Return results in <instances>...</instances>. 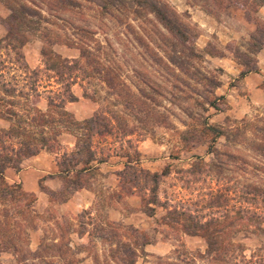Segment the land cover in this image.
I'll return each mask as SVG.
<instances>
[{
	"label": "rangeland",
	"instance_id": "1",
	"mask_svg": "<svg viewBox=\"0 0 264 264\" xmlns=\"http://www.w3.org/2000/svg\"><path fill=\"white\" fill-rule=\"evenodd\" d=\"M9 1L0 0V81L13 91L0 92V131L17 125L42 134L48 142H38V155L71 172L67 179H49L42 170L35 193L36 181L26 172L36 155L13 156L4 179L15 188L0 190V213L12 220L20 252L1 254L0 264H219L208 255L206 238L189 234L197 220L213 219L222 222L236 259L229 264H264V158L256 152L264 145V106L235 119L218 92L222 80L237 83L224 77L222 59L242 71H258L264 61V47L257 53L250 41L264 40L260 0H156L189 31L182 46L139 0H127L126 10H102L93 0L68 11L16 0L49 18L47 32L62 37L49 43L44 32L28 31L16 48L5 41ZM193 49L200 59L189 57ZM54 64L58 70H48ZM98 114L114 130L94 139L98 157L109 159L111 169L93 163L78 176L84 165L72 152L85 138L80 123ZM32 140L6 141L25 152ZM136 159L141 169L167 173L158 185L160 204H150L151 184L135 187L118 175ZM18 172L26 175L13 180ZM178 215L176 222L172 216ZM37 251L43 259L34 258Z\"/></svg>",
	"mask_w": 264,
	"mask_h": 264
},
{
	"label": "trees",
	"instance_id": "2",
	"mask_svg": "<svg viewBox=\"0 0 264 264\" xmlns=\"http://www.w3.org/2000/svg\"><path fill=\"white\" fill-rule=\"evenodd\" d=\"M43 2L46 6L49 7V9L52 8V10L60 9L64 11L72 10L74 8L80 7L82 2L86 3H92L93 0H40ZM135 3V2H134ZM9 10L11 11V20L8 23L9 26V32L7 37L5 38V41L8 43V45H13L14 48L17 47L16 44L23 43L24 35L29 31L31 33H38V32H44L45 40H47L49 43H51V39H53V42H60L62 40V37L59 33H54L52 30L49 29L47 32L46 26H44V23H53L49 18L44 17L41 12L38 10H35L32 8L31 5H27L25 2L18 3L16 0H10L8 2ZM96 4L101 7L102 10H109L112 8H115L116 10H126L128 9L127 5L131 4V2L127 0H96ZM138 6L149 8L151 13H154L158 22L163 24L169 31L170 34H173L175 37H177L178 42L177 45L180 44L185 45L189 42V36L187 31V28L185 27L184 23H182L177 16L176 12L171 9V7L168 4H163L160 6L156 0L149 2L148 0H139L136 3ZM260 4L264 5V0H260ZM260 5V6H261ZM18 6V7H17ZM57 6V7H56ZM35 19V21L33 20ZM33 20V21H32ZM85 34L88 33V30L80 29ZM51 35V36H50ZM84 36V35H83ZM262 38V37H261ZM263 40V38H262ZM260 40L259 37L251 36L250 41L254 42L253 47L255 48L254 51H257V53L264 47V40ZM3 42V41H2ZM256 46H258L256 48ZM87 47V46H86ZM83 54V58L87 59L88 51L85 50L84 46H81ZM44 56L46 54L44 53ZM220 56L225 57L226 55L221 54ZM190 58L193 59H200L202 56L196 52H194V49L191 50V54L189 55ZM178 59V58H177ZM177 59L175 57H172L171 62L175 64L177 62ZM4 63L1 61L0 65L2 66ZM245 66V65H244ZM59 66L57 65H51L48 67V70L57 71ZM254 70V69H252ZM252 70H244L241 72L240 77H244L247 74H250L252 72H258V71H252ZM109 83V81H108ZM1 88L0 92H3V94L6 92L7 94L12 93V89H8L7 86L0 81ZM111 84V83H110ZM219 84V83H218ZM71 102L75 100V98L72 96ZM1 101V100H0ZM215 105H212L216 108V110H219V105L217 103H214ZM5 112L0 111V119L5 118L4 115ZM105 115H96V118H90L88 120L83 121L80 123V129L84 130V137L83 139H78V143L76 145V150L72 152L74 159L78 162V164H83L84 168L79 170L77 175L85 174L86 172H89L94 169L92 167L93 163H96V169L99 168L100 165L108 162L109 159L106 157H98L97 149H96V143L94 141L95 137H104L107 136V134L112 135L114 134V130L112 127H110V121L108 124L104 123V120H108V117L106 118ZM46 124L49 123V121L45 122ZM44 126V124H42ZM248 128L251 127V125L246 124L243 128L247 131ZM100 127L105 128V132L102 133V131L99 129ZM119 130H122V127L119 126ZM211 130H216L214 127H209ZM23 130V131H22ZM123 132V131H122ZM219 135H222V133L217 132ZM238 136L241 135L242 129L238 128L237 130ZM30 135L32 137V141L29 144H26V151L23 152L22 149L20 151H16L13 147L7 146V139H13L18 138L21 136ZM15 136V137H14ZM122 136L124 137V133H122ZM126 136V135H125ZM38 142H40L41 147H46L48 138H45L42 134L40 135H33L31 132H28L17 125H14L12 129L7 131H0V190L4 191L5 189L8 190H14V185H7L5 183L4 179V172L7 168L8 163L13 161V156H18V161L20 160L21 156H37L39 154V150H37ZM81 143L83 145L81 146ZM6 150L8 152H6ZM256 152L260 154L261 157L264 158V145L256 148ZM140 164V160L136 159L134 161H129L127 164V168L124 169L121 173H118L120 178L122 177L124 182L126 183H132L135 187H143L148 186L151 184L150 187L151 192L153 194L152 201L150 204H160L158 203V197H157V190L158 185L160 182V178L163 176H166L167 173H151L148 170L141 169L138 165ZM132 165L136 166L134 168ZM125 171V172H124ZM71 169L70 167H63L60 169V176L65 177L66 179L70 175ZM152 182V183H151ZM81 187V185H79ZM6 191V190H5ZM7 193V192H6ZM5 193V194H6ZM263 191L261 189L256 190V195L261 196ZM26 196V195H25ZM164 206V205H161ZM8 214L5 213V211H2L0 213V256L3 253L10 252L11 250L14 251V253L20 252V248L17 245V236L15 230H13V222L9 217ZM182 215H185L184 213ZM154 214L152 213V215ZM172 219L176 222H179L181 220V216H172ZM193 228H195L194 232H191L189 234L194 235H201L204 238H206L208 242V255L212 257L215 261H217L219 264H229L232 263L235 259L233 255H231V250H229L228 246L225 243L224 240V230L222 227V222L219 219H213L209 221L202 222L201 220H197L195 224L193 225ZM224 243V244H223ZM149 242H146L143 244V247L145 248L146 245H149ZM34 258L43 259L44 255H41L39 251H37L35 254H33ZM24 261H18L17 264L23 263ZM135 264V262H133Z\"/></svg>",
	"mask_w": 264,
	"mask_h": 264
},
{
	"label": "crops",
	"instance_id": "3",
	"mask_svg": "<svg viewBox=\"0 0 264 264\" xmlns=\"http://www.w3.org/2000/svg\"><path fill=\"white\" fill-rule=\"evenodd\" d=\"M222 61H225V66L227 67L225 69L224 77H228V79L226 78L227 80H229L231 77L236 78L234 81L235 83L237 82L231 87L228 83H226V81L222 80V85L220 88H218V92L225 96L227 103V109L225 113L235 119L243 118L254 108L264 106V61L260 60L258 72H252L245 75L244 77H240L242 69L238 65H235L234 63L233 65L232 61L228 58H224ZM110 162L111 161L106 162L99 167L108 166V168H110ZM28 168L29 171L26 172L27 176L29 175L33 180L36 181L33 189L35 193L38 192L35 187L38 186L39 179L41 178L39 174L42 172V170L46 172V175L50 176L49 179L58 178L60 176L57 163L54 162L52 157L45 153L32 158ZM26 173L20 172L19 174L18 172L14 174L13 180H19L20 176H25ZM83 192L84 190L81 191V193ZM81 205L82 208H84L83 204Z\"/></svg>",
	"mask_w": 264,
	"mask_h": 264
}]
</instances>
